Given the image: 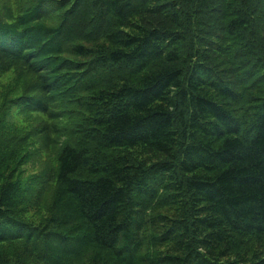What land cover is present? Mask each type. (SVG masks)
Returning a JSON list of instances; mask_svg holds the SVG:
<instances>
[{
  "label": "trees",
  "instance_id": "obj_1",
  "mask_svg": "<svg viewBox=\"0 0 264 264\" xmlns=\"http://www.w3.org/2000/svg\"><path fill=\"white\" fill-rule=\"evenodd\" d=\"M9 69L0 264H264V0H0Z\"/></svg>",
  "mask_w": 264,
  "mask_h": 264
},
{
  "label": "rangeland",
  "instance_id": "obj_2",
  "mask_svg": "<svg viewBox=\"0 0 264 264\" xmlns=\"http://www.w3.org/2000/svg\"><path fill=\"white\" fill-rule=\"evenodd\" d=\"M14 79L22 80L14 69L0 72V104L3 101L4 87L14 83ZM13 110L14 112L10 116L13 120V125L9 126L5 134H2V137L11 138V136L28 134L27 141L20 150V154L29 153L26 161L19 166L23 169L22 175L31 176L52 170L56 164V155L60 147V143H58L60 142L59 136L48 133L49 131L47 130H41V126L44 124L42 116L29 115L27 112L21 113L18 107H14ZM68 124L70 125L71 123L68 122ZM38 127L40 131L37 130ZM43 215L44 210L42 208H33L27 213L28 218L35 221L40 220Z\"/></svg>",
  "mask_w": 264,
  "mask_h": 264
}]
</instances>
